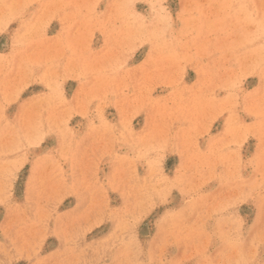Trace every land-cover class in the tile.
Wrapping results in <instances>:
<instances>
[{"label":"rangeland","instance_id":"obj_1","mask_svg":"<svg viewBox=\"0 0 264 264\" xmlns=\"http://www.w3.org/2000/svg\"><path fill=\"white\" fill-rule=\"evenodd\" d=\"M0 264H264V0H0Z\"/></svg>","mask_w":264,"mask_h":264}]
</instances>
